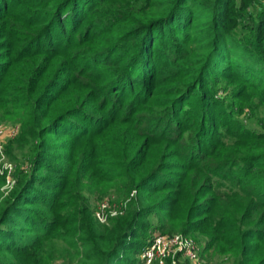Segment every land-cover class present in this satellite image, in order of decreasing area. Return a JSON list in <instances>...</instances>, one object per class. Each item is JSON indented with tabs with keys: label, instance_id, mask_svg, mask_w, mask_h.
<instances>
[{
	"label": "trees",
	"instance_id": "trees-1",
	"mask_svg": "<svg viewBox=\"0 0 264 264\" xmlns=\"http://www.w3.org/2000/svg\"><path fill=\"white\" fill-rule=\"evenodd\" d=\"M8 119L0 264H141L156 231L264 264V0H0Z\"/></svg>",
	"mask_w": 264,
	"mask_h": 264
},
{
	"label": "rangeland",
	"instance_id": "rangeland-1",
	"mask_svg": "<svg viewBox=\"0 0 264 264\" xmlns=\"http://www.w3.org/2000/svg\"><path fill=\"white\" fill-rule=\"evenodd\" d=\"M227 94H228L227 90L220 93V95H223V96H226ZM254 101L255 100H253V102ZM246 117H247V114H244L241 116V118H245L244 122L247 125V127L251 128L254 131L260 132L261 128L258 125V123L255 121H248L247 120L248 118L246 119ZM19 133H20V125L19 124H16L15 122L10 121V119L0 120V176L2 178H4V184L1 188V190L4 191V193L8 192L11 189V187L13 186V184H14L13 181H15L14 177H15L16 170L21 169V170L25 171L27 168L28 162L26 159L21 160V158L19 156L18 161H22V162H19L17 164L15 162V160L11 161L7 158L6 145L8 144V142L10 140H12L13 138H16L19 135ZM118 202H119V200L117 198V194L114 191L108 192V194H106L100 200H98L97 202L94 201L92 203V205L95 207L94 216L97 218V220L100 223L107 224L109 219L118 216V214L123 213V212H119L120 208L122 207V204H119ZM158 235H162V234H160L157 231L153 232L151 235V239L154 236H158ZM174 235H178V234H174ZM180 235H182V234H180ZM183 236H185V235H183ZM186 237L190 238L194 241L195 252H196V254H198V257L200 258L199 255H200V250L202 247L201 241L199 239H197L198 241L196 240L197 241L196 242L192 237H190V236H186ZM52 242L54 244L59 243V245L61 247L60 249H58L56 251L50 250L53 252V255L55 256L54 258H57L58 256H60L62 254H66L64 251L65 249L66 250L70 249V246L67 243H60L59 241H56V239L52 240ZM141 253H140L139 258H140L141 264H144V261L141 259ZM206 255L207 256L204 257L203 260L200 258V260L203 262V264H225L223 262V260L221 258L215 256L214 253L209 252ZM167 260H170L171 264H173V263L185 264L186 261H188V263L191 264V262L188 259H185V257L181 256V255H177V256L174 255V257H169ZM167 260H165L164 264H166ZM26 264H38V262L32 263L31 261H28V262H26ZM152 264H154V263H152Z\"/></svg>",
	"mask_w": 264,
	"mask_h": 264
},
{
	"label": "built area",
	"instance_id": "built-area-1",
	"mask_svg": "<svg viewBox=\"0 0 264 264\" xmlns=\"http://www.w3.org/2000/svg\"><path fill=\"white\" fill-rule=\"evenodd\" d=\"M174 255L184 256L191 264H203L195 252L194 241L180 234L154 236L142 251L141 259L144 264H164L165 260Z\"/></svg>",
	"mask_w": 264,
	"mask_h": 264
}]
</instances>
